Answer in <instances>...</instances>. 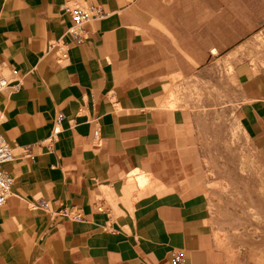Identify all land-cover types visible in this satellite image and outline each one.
<instances>
[{
	"label": "crops",
	"instance_id": "0c3cea01",
	"mask_svg": "<svg viewBox=\"0 0 264 264\" xmlns=\"http://www.w3.org/2000/svg\"><path fill=\"white\" fill-rule=\"evenodd\" d=\"M72 3L108 13L83 43ZM262 26L264 0H0V131L16 155L2 167L14 185L0 264H223L189 109L168 93ZM235 75L264 161V65Z\"/></svg>",
	"mask_w": 264,
	"mask_h": 264
},
{
	"label": "rangeland",
	"instance_id": "374dc122",
	"mask_svg": "<svg viewBox=\"0 0 264 264\" xmlns=\"http://www.w3.org/2000/svg\"><path fill=\"white\" fill-rule=\"evenodd\" d=\"M244 62L264 65V26L231 54L217 57L203 74L173 81L168 93L176 98L171 96L167 105L189 109L193 131L186 134L201 148L210 177L223 264H264V161L245 138L237 114L235 65ZM107 200L115 207L109 195Z\"/></svg>",
	"mask_w": 264,
	"mask_h": 264
},
{
	"label": "built area",
	"instance_id": "2783aa9c",
	"mask_svg": "<svg viewBox=\"0 0 264 264\" xmlns=\"http://www.w3.org/2000/svg\"><path fill=\"white\" fill-rule=\"evenodd\" d=\"M171 1V0H165ZM65 13L71 16V25L68 28V33L73 41L83 43L88 39V31L86 26L95 20H100L108 16V13L98 5H90L84 3H72L63 6ZM57 46V45H56ZM55 47V45H51ZM58 47V46H57ZM60 58L63 59L67 56L65 47H58ZM14 74H17L14 72ZM8 80L0 75V93L9 89ZM4 112L0 111V126L4 121ZM60 133V128L57 126L54 130V135L50 139L54 140ZM95 141H99V133H95ZM16 159L15 150L6 141L5 137L0 131V213L6 206L8 200L12 197V188L14 179L3 170V165L12 162Z\"/></svg>",
	"mask_w": 264,
	"mask_h": 264
},
{
	"label": "bare ground",
	"instance_id": "6f19581e",
	"mask_svg": "<svg viewBox=\"0 0 264 264\" xmlns=\"http://www.w3.org/2000/svg\"><path fill=\"white\" fill-rule=\"evenodd\" d=\"M171 96H172V98L175 100L176 97H175L174 95H171ZM170 98H171V97H170ZM174 103H175V102H174ZM175 104H176V103H175ZM175 104H174V105H175ZM171 105H172V104H171Z\"/></svg>",
	"mask_w": 264,
	"mask_h": 264
}]
</instances>
